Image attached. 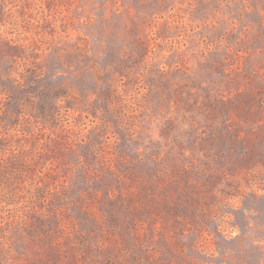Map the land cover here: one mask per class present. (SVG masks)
<instances>
[{"label": "rangeland", "instance_id": "1", "mask_svg": "<svg viewBox=\"0 0 264 264\" xmlns=\"http://www.w3.org/2000/svg\"><path fill=\"white\" fill-rule=\"evenodd\" d=\"M0 170V264H264V0H0Z\"/></svg>", "mask_w": 264, "mask_h": 264}, {"label": "trees", "instance_id": "2", "mask_svg": "<svg viewBox=\"0 0 264 264\" xmlns=\"http://www.w3.org/2000/svg\"><path fill=\"white\" fill-rule=\"evenodd\" d=\"M16 169H17V167H16ZM0 173H2V171L0 170Z\"/></svg>", "mask_w": 264, "mask_h": 264}]
</instances>
